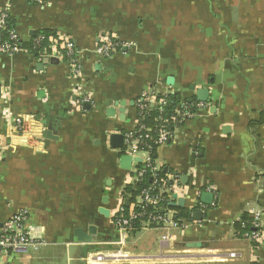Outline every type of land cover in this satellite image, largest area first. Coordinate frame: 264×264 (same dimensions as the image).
Returning <instances> with one entry per match:
<instances>
[{
  "label": "crops",
  "instance_id": "1",
  "mask_svg": "<svg viewBox=\"0 0 264 264\" xmlns=\"http://www.w3.org/2000/svg\"><path fill=\"white\" fill-rule=\"evenodd\" d=\"M3 12L23 44L56 40L0 56L1 225L25 211L47 242L0 264H264V0H0ZM104 38L120 46L108 59ZM143 95L192 115L155 160L185 224L127 234L113 220L133 204L123 150ZM256 211L259 242L244 237Z\"/></svg>",
  "mask_w": 264,
  "mask_h": 264
},
{
  "label": "built area",
  "instance_id": "2",
  "mask_svg": "<svg viewBox=\"0 0 264 264\" xmlns=\"http://www.w3.org/2000/svg\"><path fill=\"white\" fill-rule=\"evenodd\" d=\"M35 4L43 5L46 0H32ZM10 14L3 12L0 14V30L8 34V41H2L0 38V56H13L23 49L19 46L20 39L15 29H8V20ZM44 37L35 40L34 45L40 47ZM112 38H104L99 41L98 51L108 59L119 48ZM64 56L72 65V74L77 77L81 73V68L75 61L74 46L72 42L67 41L63 47ZM168 104L166 99L155 101L147 95H143L136 102L138 121L136 128L125 135V148L123 153L132 157V159L140 158L142 166L136 167L132 172V187L137 190L138 186L146 184L145 180L149 179L151 183L136 198V202L132 204V208H128L123 203L120 206L118 214L114 218V226L122 233H131L142 227H155L167 231L177 230L184 227V219L172 209L173 193H175L177 179L171 177L168 173L162 180L158 179L156 163L150 157L152 145L158 147L168 143L172 137L174 129L189 120L192 115L188 111H174V116L167 119L166 116H160L156 119V128H147L143 124L145 117L149 116L152 110L162 112L163 108ZM155 105V107H154ZM179 107V105L177 106ZM155 108V109H154ZM35 118V116H28ZM175 128L172 130V128ZM18 128L21 132L26 133L29 130V122L26 118L19 117ZM155 134V135H154ZM143 148V149H142ZM164 172V171H163ZM207 192H212V188L208 187ZM251 231L245 234V238L259 242L262 238V212L256 211L252 220L249 222ZM138 226V227H137ZM167 236L164 237V240ZM46 240L41 234L40 228L29 223L27 212L20 211L14 213L10 219L1 225L0 221V258L12 253H16L28 248L37 250L40 246L46 245Z\"/></svg>",
  "mask_w": 264,
  "mask_h": 264
},
{
  "label": "trees",
  "instance_id": "3",
  "mask_svg": "<svg viewBox=\"0 0 264 264\" xmlns=\"http://www.w3.org/2000/svg\"><path fill=\"white\" fill-rule=\"evenodd\" d=\"M15 22L13 20V18L10 16L9 17V20H8V29L9 30H13L15 29V26H14ZM39 37H44L40 47H37L34 45L35 43V40ZM0 38L2 41H8V34L6 32H2L0 30ZM50 38H53L54 40H56V35L50 31H43L41 33H39L32 41V43L30 44H23L22 42H20L19 46L23 49V50H27L29 52H32L33 54L34 53H37L39 52L41 49H43ZM65 59L68 60L67 57H65ZM166 101L168 102V104L163 108L162 112H160L158 109L157 110H152L150 113H149V116L145 117V119L143 120V124L147 127V128H156L157 126V121L156 119L160 116H166L167 119H170L171 117L174 116V111L175 109L177 108L178 105H180V101L179 99H177L176 97H173V96H169V97H166L165 98ZM175 128V126L172 128V130ZM155 135V134H154ZM158 146L157 145H152L151 147V150H150V157L152 158V160H156L157 158V150H158ZM143 149V148H142ZM139 167L142 166L141 163L138 164ZM156 169L158 170L157 171V174H158V179L159 180H162L165 176V173H169L168 171L166 170H163L161 168H159L158 166H156ZM164 171V172H163ZM146 184H143L141 187L138 186L137 190H135L132 186L129 187L127 190H126V194L128 195L130 201L132 203H135L136 202V198L138 197V195L140 194V191L141 189H144L147 185H149L151 183V181L148 179L145 180ZM172 209H175L172 207ZM176 211H179L177 209H175ZM246 221V220H245ZM248 226V230L251 231V225L247 224ZM138 227V226H137ZM239 228V227H238Z\"/></svg>",
  "mask_w": 264,
  "mask_h": 264
},
{
  "label": "water",
  "instance_id": "4",
  "mask_svg": "<svg viewBox=\"0 0 264 264\" xmlns=\"http://www.w3.org/2000/svg\"><path fill=\"white\" fill-rule=\"evenodd\" d=\"M202 94V93H201ZM207 98H203L202 101H206ZM88 106V105H87ZM124 106V105H122ZM123 112V110L121 111ZM114 113L113 111L111 112V114ZM51 134L48 133V138H51L50 136ZM126 162L130 165L131 162H132V158L129 156L127 157V159H125ZM136 162L137 163H142V160L140 158H137L136 159ZM213 198L214 196L212 194H207V193H204L202 194V201L207 203V204H210L212 201H213ZM92 233V231H91ZM75 236L76 238L81 241V242H90L91 241V238L90 236H88L83 230L79 229V230H76L75 231Z\"/></svg>",
  "mask_w": 264,
  "mask_h": 264
}]
</instances>
